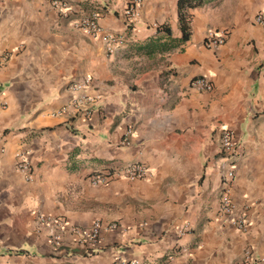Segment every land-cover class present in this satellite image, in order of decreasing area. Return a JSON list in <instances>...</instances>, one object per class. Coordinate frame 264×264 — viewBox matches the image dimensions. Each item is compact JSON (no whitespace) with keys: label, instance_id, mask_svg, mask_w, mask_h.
I'll return each instance as SVG.
<instances>
[{"label":"crops","instance_id":"crops-1","mask_svg":"<svg viewBox=\"0 0 264 264\" xmlns=\"http://www.w3.org/2000/svg\"><path fill=\"white\" fill-rule=\"evenodd\" d=\"M52 1L0 0V264H244L247 250L264 264V27L254 21L264 0L186 9L187 40L179 0H142L131 26V0H66L74 18L101 10V25L125 35L114 53ZM210 29L229 31L216 50ZM201 75L212 90L191 87ZM87 76L100 95L89 118L73 113L70 89ZM226 128L232 156L221 151ZM21 153L31 179L16 167ZM133 162L150 168L145 179L90 181ZM226 192L246 207L247 233L220 216ZM41 214L65 220L61 243ZM96 220L118 228L91 249L71 229Z\"/></svg>","mask_w":264,"mask_h":264},{"label":"built area","instance_id":"built-area-1","mask_svg":"<svg viewBox=\"0 0 264 264\" xmlns=\"http://www.w3.org/2000/svg\"><path fill=\"white\" fill-rule=\"evenodd\" d=\"M142 0H131L129 5L125 8L124 15L129 26H131L137 16L138 7L141 5ZM52 7L58 9L60 15L64 18L70 19L74 16L75 10L73 5L66 0H53ZM102 15L101 10H93L89 14L73 17V26L82 29L84 32L93 37H103L106 47L109 53L117 51L120 45L124 44L125 35L117 34L106 30L100 23ZM254 21L264 27V11H260L254 16ZM228 30L210 29L205 36V45L209 49L216 50L223 46L228 39ZM93 85V77L87 76L82 81H72L70 83V89L74 93H78L72 100L73 113L75 115H81L86 118L92 116L95 111L97 102L100 99V95L89 93V89ZM213 81L210 77L201 75L195 77L191 82V87L197 90H212ZM133 128H129L126 133L123 142L126 145L131 144V137L133 136ZM234 131L231 129H224L221 134V151L228 156L235 154L237 142L234 136ZM17 169L21 171L27 179L32 178V164L27 158L26 154L21 153L18 156L16 165ZM150 172V168L141 162H133L125 165H119L109 167L100 171H96L90 174V181L93 185H104L113 177H123L131 181L145 179ZM234 176V172H228V181ZM1 177V171H0ZM219 214L222 218L231 222L240 233H247L251 225L250 220L247 217L246 207L239 206L234 203L226 192L221 198ZM40 223L46 225L51 229L52 240L59 244L62 240V232L67 229L65 220L61 217H52L45 214L39 216ZM117 223L104 224L100 220H96L90 227H77L73 226L71 231L77 237V240L81 243L88 245L93 249L101 244V235L104 229H117ZM246 262L244 264H252L254 256L251 250L246 251ZM115 264H139V260H122L117 259Z\"/></svg>","mask_w":264,"mask_h":264},{"label":"trees","instance_id":"trees-1","mask_svg":"<svg viewBox=\"0 0 264 264\" xmlns=\"http://www.w3.org/2000/svg\"><path fill=\"white\" fill-rule=\"evenodd\" d=\"M207 1L208 0H179L178 4L181 18V28L183 32V40L189 39L191 34V27L189 23V17L186 14V9L202 6Z\"/></svg>","mask_w":264,"mask_h":264}]
</instances>
